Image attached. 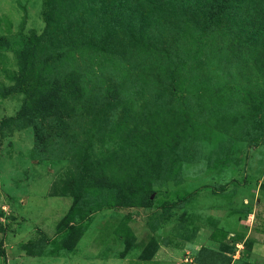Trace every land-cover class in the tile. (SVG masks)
<instances>
[{"label": "rangeland", "instance_id": "1", "mask_svg": "<svg viewBox=\"0 0 264 264\" xmlns=\"http://www.w3.org/2000/svg\"><path fill=\"white\" fill-rule=\"evenodd\" d=\"M247 23L264 0H0V264H264Z\"/></svg>", "mask_w": 264, "mask_h": 264}, {"label": "trees", "instance_id": "2", "mask_svg": "<svg viewBox=\"0 0 264 264\" xmlns=\"http://www.w3.org/2000/svg\"><path fill=\"white\" fill-rule=\"evenodd\" d=\"M224 12V10H223ZM46 18V15H45ZM241 27V26H240ZM245 33L247 34V36L253 37V39H259L262 38L264 36V32L260 31L258 28H252V26H250V23L245 24L243 27H241Z\"/></svg>", "mask_w": 264, "mask_h": 264}]
</instances>
